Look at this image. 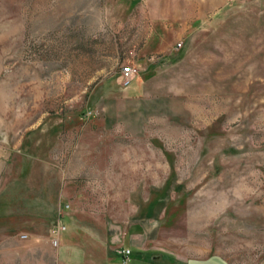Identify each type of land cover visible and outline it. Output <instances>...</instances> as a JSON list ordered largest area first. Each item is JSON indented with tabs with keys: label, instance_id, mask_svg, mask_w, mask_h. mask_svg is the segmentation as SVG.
Wrapping results in <instances>:
<instances>
[{
	"label": "rangeland",
	"instance_id": "1",
	"mask_svg": "<svg viewBox=\"0 0 264 264\" xmlns=\"http://www.w3.org/2000/svg\"><path fill=\"white\" fill-rule=\"evenodd\" d=\"M150 236L264 264V0H0V264Z\"/></svg>",
	"mask_w": 264,
	"mask_h": 264
},
{
	"label": "crops",
	"instance_id": "2",
	"mask_svg": "<svg viewBox=\"0 0 264 264\" xmlns=\"http://www.w3.org/2000/svg\"><path fill=\"white\" fill-rule=\"evenodd\" d=\"M150 44H146V52L144 53V62L143 67L141 69V74L138 79L134 81L126 90H128V95L125 98H136L140 96V90L144 89V77L148 75V56L153 54L154 52H161L164 54H168V49L156 48L155 50L149 48ZM148 47V49H147ZM154 51V52H153ZM150 52V53H149ZM152 52V53H151ZM154 67V66H152ZM46 129H42L40 132H45ZM37 136V135H35ZM37 139L33 137L28 139V142L31 144ZM23 182V181H22ZM30 183L28 180L26 183ZM24 186V185H23ZM203 210V209H202ZM162 212V211H161ZM160 216V212H158ZM201 214V213H200ZM157 215V214H156ZM144 217H142L143 219ZM189 222V220H188ZM193 222H196V218L193 219ZM150 236L146 242L131 240L129 242L130 248L133 249V256L130 257V261L128 264H151L149 262L150 255L152 254L150 251V247H148L150 242L159 244L156 246L157 249H160L162 254H166L168 256L171 255L173 260L176 258V264H230L227 262L226 258L223 260L219 253H212L211 250V241H206L201 239L200 237L187 238L186 240L182 239H173L172 241H165L164 243H160L158 239H152ZM221 258V259H220ZM120 259V257H119ZM218 259V261H217ZM120 260H118V264H120Z\"/></svg>",
	"mask_w": 264,
	"mask_h": 264
},
{
	"label": "built area",
	"instance_id": "3",
	"mask_svg": "<svg viewBox=\"0 0 264 264\" xmlns=\"http://www.w3.org/2000/svg\"><path fill=\"white\" fill-rule=\"evenodd\" d=\"M182 42L177 44L181 47ZM140 73V67L135 64L123 65L121 68V83L122 86L128 88ZM132 255L131 249H122L120 251V264H128Z\"/></svg>",
	"mask_w": 264,
	"mask_h": 264
}]
</instances>
